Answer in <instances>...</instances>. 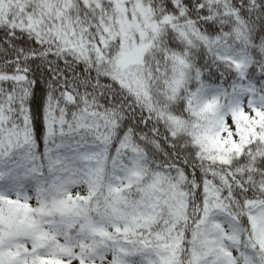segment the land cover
<instances>
[{
    "label": "snow or ice",
    "instance_id": "6c2138e0",
    "mask_svg": "<svg viewBox=\"0 0 264 264\" xmlns=\"http://www.w3.org/2000/svg\"><path fill=\"white\" fill-rule=\"evenodd\" d=\"M0 264H264V0H0Z\"/></svg>",
    "mask_w": 264,
    "mask_h": 264
}]
</instances>
